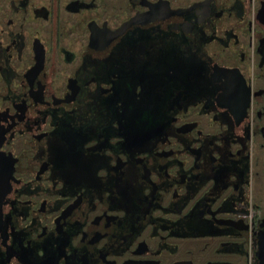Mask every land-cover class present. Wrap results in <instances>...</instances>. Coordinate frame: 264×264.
Returning a JSON list of instances; mask_svg holds the SVG:
<instances>
[{
	"label": "flooded vegetation",
	"instance_id": "1",
	"mask_svg": "<svg viewBox=\"0 0 264 264\" xmlns=\"http://www.w3.org/2000/svg\"><path fill=\"white\" fill-rule=\"evenodd\" d=\"M258 161L264 0H0V264H264Z\"/></svg>",
	"mask_w": 264,
	"mask_h": 264
},
{
	"label": "rangeland",
	"instance_id": "2",
	"mask_svg": "<svg viewBox=\"0 0 264 264\" xmlns=\"http://www.w3.org/2000/svg\"><path fill=\"white\" fill-rule=\"evenodd\" d=\"M260 149L255 147V155L259 158ZM255 157V158H257ZM255 177L253 182V195L260 194L261 184L264 183V161H258L255 165Z\"/></svg>",
	"mask_w": 264,
	"mask_h": 264
}]
</instances>
